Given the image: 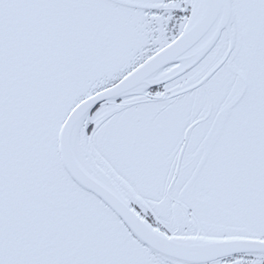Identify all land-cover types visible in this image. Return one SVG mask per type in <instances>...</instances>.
<instances>
[{
	"label": "snow or ice",
	"instance_id": "obj_1",
	"mask_svg": "<svg viewBox=\"0 0 264 264\" xmlns=\"http://www.w3.org/2000/svg\"><path fill=\"white\" fill-rule=\"evenodd\" d=\"M0 264H264V0H0Z\"/></svg>",
	"mask_w": 264,
	"mask_h": 264
}]
</instances>
